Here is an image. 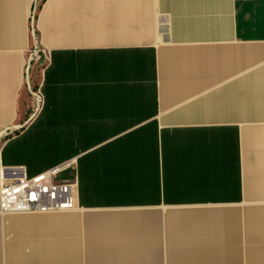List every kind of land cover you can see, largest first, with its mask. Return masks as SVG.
Masks as SVG:
<instances>
[{"label": "crops", "instance_id": "0c3cea01", "mask_svg": "<svg viewBox=\"0 0 264 264\" xmlns=\"http://www.w3.org/2000/svg\"><path fill=\"white\" fill-rule=\"evenodd\" d=\"M14 127L3 166L72 162L76 205L0 212V264H264V0H0Z\"/></svg>", "mask_w": 264, "mask_h": 264}, {"label": "built area", "instance_id": "2783aa9c", "mask_svg": "<svg viewBox=\"0 0 264 264\" xmlns=\"http://www.w3.org/2000/svg\"><path fill=\"white\" fill-rule=\"evenodd\" d=\"M36 10L31 14L33 21ZM33 42L29 47L24 65V90L29 94L30 106L25 124L35 120L45 107L43 76L46 71L48 53L41 48L39 37L32 29ZM19 128L0 132V212L48 213L73 210L76 205L77 182L70 170L72 162H63L36 176H28L23 167L3 166L1 156L3 144L15 136ZM64 173L69 176L63 177Z\"/></svg>", "mask_w": 264, "mask_h": 264}]
</instances>
